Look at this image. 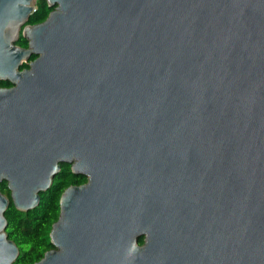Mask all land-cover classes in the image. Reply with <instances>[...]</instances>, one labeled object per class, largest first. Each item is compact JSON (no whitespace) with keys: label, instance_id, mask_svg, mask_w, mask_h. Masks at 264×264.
<instances>
[{"label":"water","instance_id":"1","mask_svg":"<svg viewBox=\"0 0 264 264\" xmlns=\"http://www.w3.org/2000/svg\"><path fill=\"white\" fill-rule=\"evenodd\" d=\"M35 1L0 0V264L61 164L33 264H264V0Z\"/></svg>","mask_w":264,"mask_h":264},{"label":"trees","instance_id":"2","mask_svg":"<svg viewBox=\"0 0 264 264\" xmlns=\"http://www.w3.org/2000/svg\"><path fill=\"white\" fill-rule=\"evenodd\" d=\"M52 9L45 0H36L27 24L33 25L44 21ZM16 44L20 47H27V41L21 36L17 39ZM34 58L35 55H32L29 61ZM26 67H28L27 62L22 63L20 69ZM10 86L8 81L0 80V87ZM85 181L84 176L72 174L69 167L64 165L53 178L51 187L46 192L40 193V201L36 208L28 212H21L14 207L11 201L9 202L4 213L7 222L5 232L19 249V255L12 264H33L52 248L49 233L59 214L60 195L69 185L81 184ZM0 191L9 197V190L5 182L0 184ZM142 242L143 239L140 238L138 243Z\"/></svg>","mask_w":264,"mask_h":264},{"label":"flooded vegetation","instance_id":"3","mask_svg":"<svg viewBox=\"0 0 264 264\" xmlns=\"http://www.w3.org/2000/svg\"><path fill=\"white\" fill-rule=\"evenodd\" d=\"M65 165V167H69V170L71 171V169H70V165H68V164H61L60 166H61V168L63 167ZM67 165V166H66ZM86 178V177H85ZM86 182V181H85ZM85 182H83V183H85ZM83 183H81V184H83ZM73 185H80V184H73ZM70 186V185H69Z\"/></svg>","mask_w":264,"mask_h":264}]
</instances>
